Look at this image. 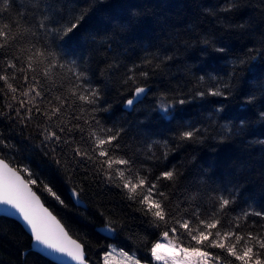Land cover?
<instances>
[{
	"label": "trees",
	"instance_id": "16d2710c",
	"mask_svg": "<svg viewBox=\"0 0 264 264\" xmlns=\"http://www.w3.org/2000/svg\"><path fill=\"white\" fill-rule=\"evenodd\" d=\"M41 21L79 27L61 41L39 28ZM6 24L0 157L36 181L33 189L82 244L89 264H102L110 244L152 262L150 249L166 230L93 166L91 134L100 129L121 133L119 154L134 161L133 173L150 182L163 170L175 173L160 190L177 216L214 211L226 198L232 203L222 220L245 235L264 234V219L255 215L264 212V0H8L0 28ZM33 43L55 55V68L50 58L34 61L37 71L28 68ZM36 81L42 97L30 92ZM82 82L99 91L95 112L78 99ZM135 87L149 91L125 108ZM216 88L222 96L197 95ZM182 98L188 102L179 104ZM161 103L172 107L165 113ZM53 108L60 111L53 115ZM46 131L60 142L44 141ZM185 131L193 137L183 139ZM72 189L85 207L72 201ZM0 264L55 263L31 249L18 222L0 217ZM220 264L235 262L224 253Z\"/></svg>",
	"mask_w": 264,
	"mask_h": 264
},
{
	"label": "snow or ice",
	"instance_id": "6c2138e0",
	"mask_svg": "<svg viewBox=\"0 0 264 264\" xmlns=\"http://www.w3.org/2000/svg\"><path fill=\"white\" fill-rule=\"evenodd\" d=\"M0 4L5 6L4 9L0 10H6L8 0H0ZM8 27L9 25L6 24L3 28H0V37H7L8 33L5 29ZM38 27L44 29L46 34L53 35L54 38L62 41L64 37H68L69 34L78 29L79 21L71 23L70 26L64 29L48 28L45 21H41ZM0 47L3 46L0 45ZM31 51L32 54L28 57V68L30 70H38L39 62H37L35 68L33 63L39 61L40 58H43V61H49L50 58L51 67L55 68L57 66L53 53L46 49L35 48L34 43ZM72 63L75 65V61ZM8 67L15 68L16 65L9 62ZM77 79H84L83 74H77ZM132 79V77H129V81ZM7 80V76L0 75V81ZM27 81L28 77L25 76V83ZM40 83L41 81H36L30 89V92H35L37 97H42V91L38 87ZM8 87L11 88L13 93L16 92V88L11 84ZM79 87L82 89L78 96L79 101L83 102L84 105L93 106V112L97 111L98 109L95 106L98 105L100 99L98 89L92 87L90 82L87 84L82 82ZM147 91L149 89L145 87H135L134 91L130 93L131 98L126 100V105H133ZM29 94L25 93L24 95ZM197 95L201 97L205 95L222 96L223 93L219 88H216L214 90L210 89L207 93L197 92ZM186 102L188 101L183 98L178 101L181 105ZM61 104H63V100H61ZM20 107L23 109L24 104L21 103ZM170 107L172 105L164 103L160 105L165 113ZM59 111V108H53L52 114L56 115ZM17 114L22 116L19 111ZM262 116H264V113H262ZM95 123L99 125V121ZM60 131L63 132L64 129L61 128ZM81 131L83 130L81 129ZM112 132V129H100L92 132L91 135L94 138L92 140L94 144L93 156L95 157L93 166L98 164L101 170H106V179L116 182L118 188L128 193L130 200H137L145 215H150L158 226L160 223L164 224L166 228L163 233L164 240L168 239L170 233H174L178 241L176 244L170 241L167 244L162 242L153 244L150 249L153 261L157 264H220L221 256L226 253L228 257L234 259L235 264H264V234H254L249 231L245 235L239 231V224H233L231 221L226 223L221 219L220 212L226 209L232 201L221 198L219 208L214 211L204 213L196 208L177 216L165 204L168 197L165 192L160 190L162 186H167L162 185V182L172 181L175 173L170 170H163L151 182L149 177L139 171L133 173L131 169L134 166V161L119 154L120 145L118 140L121 133L110 134ZM43 135L46 142H60V136L55 131H46ZM193 135L192 131H185L181 134L185 140L191 139ZM73 152L74 155H79L82 158L93 159V156L81 152L80 149H74ZM30 183L34 184L36 181H25L8 163L0 160V205L14 209L24 228L30 230L32 238L40 245L53 252L70 257L78 264H83L82 245L70 239L60 222L44 207L39 196L32 191L29 186ZM48 191L59 199L51 188H48ZM72 195L78 196V193H72ZM176 211L179 212V208ZM248 215H251V213H245V216ZM255 215L264 219V212H257ZM169 223H171L170 228H168ZM209 249H219L220 254H216ZM105 264H109V262L105 260ZM137 264H139L138 261Z\"/></svg>",
	"mask_w": 264,
	"mask_h": 264
},
{
	"label": "water",
	"instance_id": "95a60500",
	"mask_svg": "<svg viewBox=\"0 0 264 264\" xmlns=\"http://www.w3.org/2000/svg\"><path fill=\"white\" fill-rule=\"evenodd\" d=\"M141 98V97H140ZM140 98H138L137 100H139ZM130 106L126 105L125 104V108H129ZM0 160H3L4 162L8 163L6 160H4L3 158L0 157ZM9 164V163H8ZM9 166L13 169H15L18 174L21 176L22 179H24L25 181H28L24 176L23 174L18 171V169H16L15 167H13L12 165L9 164ZM29 182V181H28ZM32 189L33 192H35V190L33 189L31 183L29 185ZM36 193V192H35ZM72 193H77L75 190H70L69 194H70V197L72 199V201L77 204V205H82V207H85V204H83V201L80 199L79 195L78 196H74L72 195ZM37 194V193H36ZM37 196H39L37 194ZM40 198V196H39ZM42 204L44 205V207H46L49 212H51V214L53 216L56 217V215L43 203L42 199L40 198ZM0 217H8L10 219H13L15 220L16 222H18L22 228L25 230V232L31 237V249L35 252H37L38 254L42 255L43 257L47 258L49 261L55 263V264H78L77 261H73L71 260L70 257H67L63 254H60V253H56V252H53L52 250L50 249H46L43 245H40L38 242H36L32 236H31V233H30V230H26L24 228V226L22 225V223L19 221L18 219V214L15 213V210L8 207V206H5V205H0ZM56 219L60 222V220L56 217ZM60 224L63 226V228L65 229V231L67 232L68 236L70 237V239L72 240H75L77 241L75 238H73L69 233L68 231L66 230V228L64 227V225L60 222ZM77 243H80L79 241H77ZM81 244V243H80ZM82 245V244H81ZM82 258H83V264H89L88 261L86 260V253L84 251V248L82 246Z\"/></svg>",
	"mask_w": 264,
	"mask_h": 264
},
{
	"label": "rangeland",
	"instance_id": "374dc122",
	"mask_svg": "<svg viewBox=\"0 0 264 264\" xmlns=\"http://www.w3.org/2000/svg\"><path fill=\"white\" fill-rule=\"evenodd\" d=\"M163 233L161 234L157 242H162L165 244H167L169 241L173 244L178 243V241L171 234L169 235L167 240H164ZM102 259V264H105V260H107L109 264H137V261L139 262V264H157V262L153 261L152 257V262L142 261L138 259L134 253L125 252L114 244L109 245V249L103 253Z\"/></svg>",
	"mask_w": 264,
	"mask_h": 264
},
{
	"label": "crops",
	"instance_id": "0c3cea01",
	"mask_svg": "<svg viewBox=\"0 0 264 264\" xmlns=\"http://www.w3.org/2000/svg\"><path fill=\"white\" fill-rule=\"evenodd\" d=\"M109 249V248H108Z\"/></svg>",
	"mask_w": 264,
	"mask_h": 264
}]
</instances>
